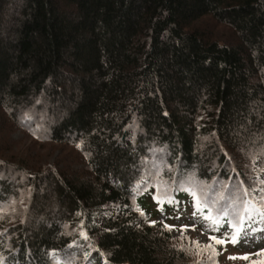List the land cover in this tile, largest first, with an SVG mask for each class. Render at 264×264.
I'll return each mask as SVG.
<instances>
[{
	"label": "trees",
	"instance_id": "16d2710c",
	"mask_svg": "<svg viewBox=\"0 0 264 264\" xmlns=\"http://www.w3.org/2000/svg\"><path fill=\"white\" fill-rule=\"evenodd\" d=\"M205 18L237 40L211 39L196 27ZM40 98L71 104L50 139L79 146L94 177L25 175L34 195L2 235L7 264H171V230L160 239L148 217L134 224L131 205L151 197L136 186L139 165L159 148L175 185L182 173L210 180L243 130L264 138V0H0L1 104L19 113ZM204 137L214 149H202ZM187 196L157 204L170 218ZM111 206L121 212L100 214ZM194 207L211 217L200 198ZM216 224L235 229L227 214Z\"/></svg>",
	"mask_w": 264,
	"mask_h": 264
},
{
	"label": "rangeland",
	"instance_id": "374dc122",
	"mask_svg": "<svg viewBox=\"0 0 264 264\" xmlns=\"http://www.w3.org/2000/svg\"><path fill=\"white\" fill-rule=\"evenodd\" d=\"M196 27L208 31L211 39L221 43L231 44L237 40L231 28L213 18L202 19ZM68 107H71L70 103L53 106L49 99L40 98L23 104L18 113L0 101V183L3 186L4 183L9 185L7 190L3 186L0 188V197L4 200L3 204L0 203V264H7L2 235L10 233L19 225L21 214L34 195L31 180H27L25 175L41 176L60 172L80 181H89L94 177L88 165V157L79 146L58 144L50 139V128L54 122L56 124L61 121L58 117L65 114L64 110ZM236 137L238 142L235 147L238 149H226L225 156L229 164L215 167L217 170L210 180L182 173V178L175 185L173 171L177 167L170 166V153L159 148L148 151L150 155L139 165L142 170L136 182L139 193L152 194L148 198V208L138 210L135 203L131 205L130 209L137 215L134 224L140 228L144 218L148 217L150 220L146 226L151 228L150 233L154 237L160 239L167 237L163 234L165 226H171L170 248L176 253L171 264L264 262V254H260L264 253V220L260 216V212L264 211V138L259 132L249 129L243 130ZM200 141L203 150L214 149L215 145L212 144L216 141L213 138L204 137ZM216 144L219 145V142ZM2 190L7 195L2 194ZM181 190L189 193L191 198L185 200L182 208L169 218L153 200L175 198ZM50 193L44 196L48 200L51 198ZM196 196L212 208L213 217L210 221L202 220L196 213L193 206V197ZM38 197V201H42V193ZM51 204L45 201L41 207L52 211L51 207L55 204ZM113 212L119 214L121 211L119 207H103L100 214L109 217ZM223 213L229 216L234 227L242 226L244 229L236 245L230 242L218 245L211 239L225 238L226 233L217 230L213 222ZM249 215L251 220H248ZM241 219L245 221L243 225L238 223ZM208 245H211V249L206 247ZM255 253L258 254L249 260L241 258ZM63 264L79 262L72 256L63 260Z\"/></svg>",
	"mask_w": 264,
	"mask_h": 264
},
{
	"label": "snow or ice",
	"instance_id": "6c2138e0",
	"mask_svg": "<svg viewBox=\"0 0 264 264\" xmlns=\"http://www.w3.org/2000/svg\"><path fill=\"white\" fill-rule=\"evenodd\" d=\"M197 206L199 207V201H197ZM260 216H261V219L264 220V211L260 212ZM251 218L252 217L249 215L248 220H251ZM238 223H239V225H243V223H245V221L243 219H241ZM166 227H168L169 230H171V226H166ZM262 230H264V229H262ZM242 231H244L242 226H236L234 231L230 235L226 236L224 239H219L216 237H211V239H213L215 241V243L218 245H224L226 242H231V243L235 244V243H237L238 238H239ZM206 247L211 249V245H208ZM260 254H264V253H260ZM230 258L236 259V257H230ZM241 258L242 259H248L247 256L241 257ZM262 264H264V262H262Z\"/></svg>",
	"mask_w": 264,
	"mask_h": 264
}]
</instances>
